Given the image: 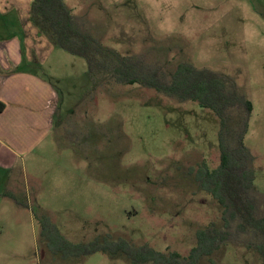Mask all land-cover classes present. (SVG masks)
I'll list each match as a JSON object with an SVG mask.
<instances>
[{
    "label": "rangeland",
    "instance_id": "obj_1",
    "mask_svg": "<svg viewBox=\"0 0 264 264\" xmlns=\"http://www.w3.org/2000/svg\"><path fill=\"white\" fill-rule=\"evenodd\" d=\"M7 2L18 4L20 14L11 20L13 11L0 12V38L24 46L42 40L40 65L24 57L8 75L31 73L56 100L52 111L35 113L45 126L34 124L27 146L20 147L19 136L0 142L15 166L0 170V264H129L102 252L51 253L34 214L71 244L110 236L187 256L198 230L222 224L217 203L190 178L202 164L218 165L216 116L139 85L93 87L85 60L52 46L30 23L31 0ZM63 3L91 22L92 36L107 49L124 56L150 52L149 61L158 56L167 70L184 59L234 78L253 105L243 142L254 156V186L264 194V0ZM35 34L41 38L33 41ZM233 242L198 264H262L242 247L241 235L234 233Z\"/></svg>",
    "mask_w": 264,
    "mask_h": 264
},
{
    "label": "trees",
    "instance_id": "obj_2",
    "mask_svg": "<svg viewBox=\"0 0 264 264\" xmlns=\"http://www.w3.org/2000/svg\"><path fill=\"white\" fill-rule=\"evenodd\" d=\"M29 21L52 46L85 60L86 74L93 87L139 85L179 103H197L211 111L219 122L217 167L209 170L202 164L190 178L217 203L222 224L212 223L198 230L196 245L187 256L158 252L147 245L137 246L110 236L94 238L87 244H71L48 218L34 214L40 225V239L51 253H68L80 258L102 252L129 264H198L225 244H235V233L243 237L242 247L252 249L264 264V214L260 211L264 194L258 193L254 186V156L243 142L253 105L234 78L208 68H196L184 59L167 70L158 56L149 61L150 52L124 56L107 49L92 36L91 22L86 17L74 16L63 0H31ZM4 196L22 206L13 195Z\"/></svg>",
    "mask_w": 264,
    "mask_h": 264
},
{
    "label": "crops",
    "instance_id": "obj_3",
    "mask_svg": "<svg viewBox=\"0 0 264 264\" xmlns=\"http://www.w3.org/2000/svg\"><path fill=\"white\" fill-rule=\"evenodd\" d=\"M7 3V0H0V6L3 9L0 12L8 13L9 10L13 11V14L11 12L7 14L8 16L11 15L10 18L13 20L12 16L20 14V6L17 4L18 8L13 5L9 8ZM6 19L4 16L6 23L12 24L11 20L7 22ZM36 37L39 38L40 36L35 34L33 41ZM35 43L36 41H30V44L24 46L23 43L22 45L17 40L12 39L7 42L0 38V142L3 141L2 138L11 141L19 136V140L23 141V144H18L21 148L28 145L27 142L31 138L29 137L30 134L33 137L36 135L34 131L30 130L34 124L41 125V128L45 126L43 125L44 117H40L38 114L35 115V113H39L40 107L42 111L44 108L52 111L51 105L56 100L55 95L45 86L46 84L31 73L20 72L8 75V72H11L13 68L21 64V60L24 57H26L27 63L32 59V64L40 65L42 60V56H40L42 55L40 47L42 40L40 41L39 39L38 43ZM22 50H26L25 53L22 54ZM48 92L51 93L50 98L53 101L47 98ZM13 127L15 128L13 129ZM0 148H2V150L0 149V170L8 173L15 166L7 148L3 147V145H0ZM7 195L12 194L8 193Z\"/></svg>",
    "mask_w": 264,
    "mask_h": 264
}]
</instances>
